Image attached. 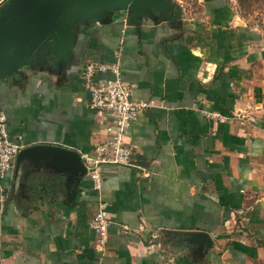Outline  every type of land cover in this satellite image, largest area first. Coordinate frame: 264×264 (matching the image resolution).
<instances>
[{
	"label": "crops",
	"instance_id": "crops-1",
	"mask_svg": "<svg viewBox=\"0 0 264 264\" xmlns=\"http://www.w3.org/2000/svg\"><path fill=\"white\" fill-rule=\"evenodd\" d=\"M197 2L173 23L113 12L78 24L70 63L39 59L0 81L12 140L81 156L111 121L88 106V60L116 64L150 103L124 134L136 166L104 165L100 189L87 174L69 189L46 172L24 189L22 169L0 176V264H264V33L226 0ZM99 199L111 220L103 249ZM196 231L207 239L192 241Z\"/></svg>",
	"mask_w": 264,
	"mask_h": 264
},
{
	"label": "water",
	"instance_id": "water-1",
	"mask_svg": "<svg viewBox=\"0 0 264 264\" xmlns=\"http://www.w3.org/2000/svg\"><path fill=\"white\" fill-rule=\"evenodd\" d=\"M113 12H126L128 22L137 26L144 17L177 22L181 9L171 0H1L0 81L22 75L39 59L52 67L70 63L75 27L102 22ZM21 169L22 189L36 172L60 177L68 189L87 174L77 150L47 143L22 147L15 159V178ZM203 239H207L203 232H192V241Z\"/></svg>",
	"mask_w": 264,
	"mask_h": 264
},
{
	"label": "built area",
	"instance_id": "built-area-1",
	"mask_svg": "<svg viewBox=\"0 0 264 264\" xmlns=\"http://www.w3.org/2000/svg\"><path fill=\"white\" fill-rule=\"evenodd\" d=\"M111 72L113 77L95 79L97 72ZM83 80L89 93L88 106L99 114L108 115L111 121L106 126V135L93 149L82 156L87 176L94 187L101 188L104 165L136 166L131 147L125 142V130L136 120L140 112L150 103L137 100L131 89L122 80L116 64L108 65L88 60L84 65ZM22 145L12 140L7 132V118L0 111V176L14 167ZM111 220L107 203L99 199L91 218V225L97 234L96 242L103 249L106 244Z\"/></svg>",
	"mask_w": 264,
	"mask_h": 264
},
{
	"label": "rangeland",
	"instance_id": "rangeland-1",
	"mask_svg": "<svg viewBox=\"0 0 264 264\" xmlns=\"http://www.w3.org/2000/svg\"><path fill=\"white\" fill-rule=\"evenodd\" d=\"M171 2L181 9L180 19L184 14V8L197 7L198 4L197 0H171ZM226 3L233 8L239 20L264 33V0H226Z\"/></svg>",
	"mask_w": 264,
	"mask_h": 264
}]
</instances>
